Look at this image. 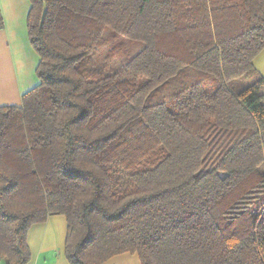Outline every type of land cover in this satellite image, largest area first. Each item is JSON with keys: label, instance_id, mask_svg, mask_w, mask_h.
<instances>
[{"label": "trees", "instance_id": "1", "mask_svg": "<svg viewBox=\"0 0 264 264\" xmlns=\"http://www.w3.org/2000/svg\"><path fill=\"white\" fill-rule=\"evenodd\" d=\"M29 2L39 82L0 106V261L27 264L61 214L71 264H264V0Z\"/></svg>", "mask_w": 264, "mask_h": 264}, {"label": "crops", "instance_id": "2", "mask_svg": "<svg viewBox=\"0 0 264 264\" xmlns=\"http://www.w3.org/2000/svg\"><path fill=\"white\" fill-rule=\"evenodd\" d=\"M30 0H0V106L21 105L24 93L35 87L39 55L29 40ZM264 74V51L255 60ZM67 218L50 215L28 232L31 260L27 264H71L66 256ZM4 261V260H2ZM5 262V261H4ZM137 254L117 255L104 264H142ZM1 263V261H0Z\"/></svg>", "mask_w": 264, "mask_h": 264}, {"label": "rangeland", "instance_id": "3", "mask_svg": "<svg viewBox=\"0 0 264 264\" xmlns=\"http://www.w3.org/2000/svg\"><path fill=\"white\" fill-rule=\"evenodd\" d=\"M125 43H126L127 49H129L133 53L139 51L144 45L143 42L142 43L141 42L134 43V42H130L127 39H125ZM256 69H257V67H256ZM258 71L261 72L259 69H258ZM0 264H6V263L4 261H1Z\"/></svg>", "mask_w": 264, "mask_h": 264}]
</instances>
